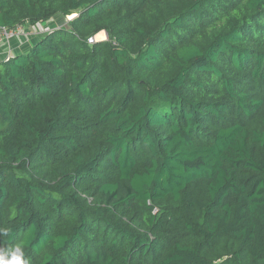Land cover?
I'll list each match as a JSON object with an SVG mask.
<instances>
[{
    "label": "trees",
    "instance_id": "1",
    "mask_svg": "<svg viewBox=\"0 0 264 264\" xmlns=\"http://www.w3.org/2000/svg\"><path fill=\"white\" fill-rule=\"evenodd\" d=\"M57 16L0 61V255L264 264V0H0Z\"/></svg>",
    "mask_w": 264,
    "mask_h": 264
},
{
    "label": "crops",
    "instance_id": "2",
    "mask_svg": "<svg viewBox=\"0 0 264 264\" xmlns=\"http://www.w3.org/2000/svg\"><path fill=\"white\" fill-rule=\"evenodd\" d=\"M36 28L38 26L34 27L26 35L13 39L11 44L4 45L0 48V61L16 53L27 52L38 40L39 36L46 31H37L35 30Z\"/></svg>",
    "mask_w": 264,
    "mask_h": 264
},
{
    "label": "built area",
    "instance_id": "3",
    "mask_svg": "<svg viewBox=\"0 0 264 264\" xmlns=\"http://www.w3.org/2000/svg\"><path fill=\"white\" fill-rule=\"evenodd\" d=\"M32 29L33 28H30L29 26L27 27L25 25H20L13 29L0 26V48H2L4 45L11 44L13 39L26 35ZM95 41H97V39L94 38V36L89 38L90 43H95Z\"/></svg>",
    "mask_w": 264,
    "mask_h": 264
},
{
    "label": "rangeland",
    "instance_id": "4",
    "mask_svg": "<svg viewBox=\"0 0 264 264\" xmlns=\"http://www.w3.org/2000/svg\"><path fill=\"white\" fill-rule=\"evenodd\" d=\"M76 15L77 14L68 16L67 17V20L73 19ZM64 25H66L65 19L62 16H57L56 18H54L53 20H50L47 23H44L42 25H37L38 28H36L35 30L44 32L45 30L46 31H49V30H52V29H56L58 27H62ZM30 28H33V27H30ZM94 38L97 39V41H95V43H96V42H99V41H105V40H107L108 39V36H107L106 31H102V32L98 33L96 36H94Z\"/></svg>",
    "mask_w": 264,
    "mask_h": 264
},
{
    "label": "clouds",
    "instance_id": "5",
    "mask_svg": "<svg viewBox=\"0 0 264 264\" xmlns=\"http://www.w3.org/2000/svg\"><path fill=\"white\" fill-rule=\"evenodd\" d=\"M8 231L4 230L3 235H7ZM0 264H25L23 260V252L19 247L12 253L11 259H5L2 255H0Z\"/></svg>",
    "mask_w": 264,
    "mask_h": 264
}]
</instances>
